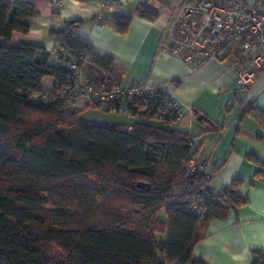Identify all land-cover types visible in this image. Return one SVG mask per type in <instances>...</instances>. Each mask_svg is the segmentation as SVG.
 <instances>
[{
    "label": "trees",
    "instance_id": "obj_1",
    "mask_svg": "<svg viewBox=\"0 0 264 264\" xmlns=\"http://www.w3.org/2000/svg\"><path fill=\"white\" fill-rule=\"evenodd\" d=\"M34 15L26 0H0V264H209L194 247L209 223L247 203L240 182L214 189L188 172L199 135L154 117L153 105L136 101L132 122L101 124L61 99L33 101L46 91L45 77L54 78L50 89L68 82L71 59L102 68L106 85L125 75L111 55L98 54L76 33L79 18L49 31L59 65L45 45L15 41L14 32H28ZM134 15L155 13L140 6L102 20L125 33ZM251 111L264 126V111ZM199 193L203 217L189 212ZM252 253V264H264V249Z\"/></svg>",
    "mask_w": 264,
    "mask_h": 264
},
{
    "label": "crops",
    "instance_id": "obj_2",
    "mask_svg": "<svg viewBox=\"0 0 264 264\" xmlns=\"http://www.w3.org/2000/svg\"><path fill=\"white\" fill-rule=\"evenodd\" d=\"M26 1L35 7L36 15L30 18L28 32H14L15 41L45 45L52 52L50 62L59 65L56 42L49 31L63 29L67 19L79 18L76 33L98 54L111 55L125 69L121 84L145 79L152 85H164L181 99L185 109L191 107L198 113L202 124L191 122L188 114L173 125L199 135L194 147L201 145L195 159L207 160L216 169L213 188L223 189L238 180V191L247 203L226 219L209 223L193 254L209 264H252V249H264V126L251 111H264V73L250 88L239 89L234 58L213 60L193 70L181 58L160 53L161 37L182 0H124L122 5L106 9V18L133 14L140 6L155 13L154 17L134 15L125 33L109 23L98 24L103 9L96 0H64L59 12L53 9L52 0ZM83 69L102 82L106 76L91 62ZM53 82V77H45L43 90L50 89Z\"/></svg>",
    "mask_w": 264,
    "mask_h": 264
},
{
    "label": "built area",
    "instance_id": "obj_3",
    "mask_svg": "<svg viewBox=\"0 0 264 264\" xmlns=\"http://www.w3.org/2000/svg\"><path fill=\"white\" fill-rule=\"evenodd\" d=\"M96 1L103 9L97 22L104 25L106 9L122 5L124 0ZM63 2L52 0L53 9L59 12ZM158 51L181 58L193 70L213 60L232 57L238 65L236 83L239 88L248 89L264 73V0H182L166 25ZM81 59L85 61V57ZM65 65L71 72L68 82L34 93L33 101L49 104L61 99L68 109L77 112L88 106L128 115L139 101L148 107L153 105V115L159 119L169 117L181 123L188 114L191 122L199 119L193 108L185 109L181 99L164 85H152L145 79L128 85H106L89 77L78 59L68 60ZM186 168L191 174L205 176L212 184L215 172L209 161L191 159ZM205 204L204 193L196 194L191 198L189 212L203 217Z\"/></svg>",
    "mask_w": 264,
    "mask_h": 264
},
{
    "label": "rangeland",
    "instance_id": "obj_4",
    "mask_svg": "<svg viewBox=\"0 0 264 264\" xmlns=\"http://www.w3.org/2000/svg\"><path fill=\"white\" fill-rule=\"evenodd\" d=\"M233 59L232 57H229L227 60ZM239 88V87H238ZM241 89V88H239ZM80 117L86 120H92L98 123H109V122H116V123H127L130 121H133L134 118L128 116V114L125 113H117L114 111H105L101 108H94V107H88L85 110L80 112ZM166 211L162 210L159 217L162 219L166 218ZM159 238H163V236H159Z\"/></svg>",
    "mask_w": 264,
    "mask_h": 264
}]
</instances>
